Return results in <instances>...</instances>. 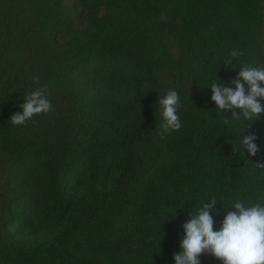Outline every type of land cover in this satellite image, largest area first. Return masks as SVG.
I'll list each match as a JSON object with an SVG mask.
<instances>
[{"label": "trees", "instance_id": "1", "mask_svg": "<svg viewBox=\"0 0 264 264\" xmlns=\"http://www.w3.org/2000/svg\"><path fill=\"white\" fill-rule=\"evenodd\" d=\"M72 1L0 0V264H264L263 0Z\"/></svg>", "mask_w": 264, "mask_h": 264}, {"label": "rangeland", "instance_id": "2", "mask_svg": "<svg viewBox=\"0 0 264 264\" xmlns=\"http://www.w3.org/2000/svg\"><path fill=\"white\" fill-rule=\"evenodd\" d=\"M68 4H72V0H67ZM261 11L263 17L262 35L260 38L261 43L264 45V0L261 3ZM174 53H178L176 48L172 49ZM90 98L92 101H98L97 96L91 93ZM109 105V104H107ZM40 176V172L35 170H28V167L19 169L14 175V186L19 193L29 194V191L36 185V179ZM32 205V204H31ZM29 228L15 229L16 235L25 240H41L50 237L52 230H54V224H47L43 221L32 220Z\"/></svg>", "mask_w": 264, "mask_h": 264}]
</instances>
